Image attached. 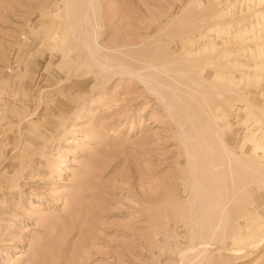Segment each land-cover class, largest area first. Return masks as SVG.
I'll list each match as a JSON object with an SVG mask.
<instances>
[{
	"label": "rangeland",
	"instance_id": "374dc122",
	"mask_svg": "<svg viewBox=\"0 0 264 264\" xmlns=\"http://www.w3.org/2000/svg\"><path fill=\"white\" fill-rule=\"evenodd\" d=\"M263 45V0H0V264H264Z\"/></svg>",
	"mask_w": 264,
	"mask_h": 264
},
{
	"label": "bare ground",
	"instance_id": "6f19581e",
	"mask_svg": "<svg viewBox=\"0 0 264 264\" xmlns=\"http://www.w3.org/2000/svg\"><path fill=\"white\" fill-rule=\"evenodd\" d=\"M263 5H264V0H263ZM69 14V13H68ZM257 14L259 15L260 14V12H257ZM69 17V16H68ZM71 17V16H70ZM75 18V17H74ZM258 25H260V21L258 22ZM193 29L194 30H197L198 29V26L197 25H194V27H193ZM210 29V28H209ZM213 30H214V28H213ZM209 32H211L212 31V29H210V30H208ZM260 51L262 52V53H264V45L263 46H260ZM90 69V68H89ZM232 75V74H231ZM246 78H247V76H246ZM246 80V79H245ZM242 81V80H241ZM238 82V81H237ZM263 115H264V113H263ZM262 115V116H263ZM258 149H261V146H260V144L257 142V143H255V146L253 145V149H252V151H254V153H255V151L256 150H258ZM257 153V152H256ZM257 158H258V160L260 161V162H264V153H262V155L261 156H256ZM261 241L262 240H260V242L259 243H261ZM257 244V243H256ZM207 245L208 244H205V245H203L202 246V248H206L207 247Z\"/></svg>",
	"mask_w": 264,
	"mask_h": 264
}]
</instances>
